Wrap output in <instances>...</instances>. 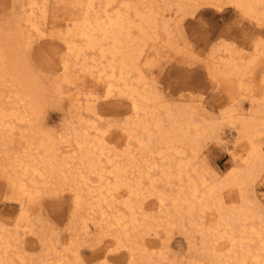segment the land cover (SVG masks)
I'll return each instance as SVG.
<instances>
[{
    "label": "bare ground",
    "instance_id": "obj_1",
    "mask_svg": "<svg viewBox=\"0 0 264 264\" xmlns=\"http://www.w3.org/2000/svg\"><path fill=\"white\" fill-rule=\"evenodd\" d=\"M16 1L19 11L0 28V179L24 210L20 221L27 223L26 208L42 191L53 186L58 190L49 192L55 194L66 187L73 193V223L79 225L74 232L88 240L91 228L100 226L101 234L111 238L108 247L129 251L131 264H165L160 254L154 258L145 237L184 224L201 233V257L208 264H264V214L252 190L264 169V74L257 84L242 82L264 66L263 40L254 43L249 55L224 42L222 55L206 60V69L218 81L238 80L239 104L249 106L246 113H222L221 121L235 126L243 145L237 168L222 180H208L207 171L196 162L202 142L215 137L217 121L201 116L195 107L162 104L146 74L154 68L152 56L157 60L160 53L192 58L190 44L179 42L172 21L180 15V24L201 7L219 10L221 0ZM50 3L70 4L72 10L57 26L47 27ZM229 3L258 26L264 24V0ZM46 38L61 43L65 51L48 89L28 59L34 43ZM81 74L103 84L104 94H84L81 101L77 93L61 92ZM64 96L76 121L55 137L38 126L44 102ZM115 96L130 101L133 116L123 128L127 148L118 153L109 150L110 135L96 123L102 119L96 113L98 101ZM229 188L240 195L236 204L227 206L221 192ZM146 198L159 207L158 221L145 214ZM207 212L216 225L203 229ZM19 228L24 233L28 229ZM217 232L219 246L209 241ZM18 239L17 233L13 238L0 233V264L8 262L11 241ZM65 252L78 261L76 249ZM58 256L57 263L69 264ZM45 264L52 263L46 259Z\"/></svg>",
    "mask_w": 264,
    "mask_h": 264
},
{
    "label": "rangeland",
    "instance_id": "obj_2",
    "mask_svg": "<svg viewBox=\"0 0 264 264\" xmlns=\"http://www.w3.org/2000/svg\"><path fill=\"white\" fill-rule=\"evenodd\" d=\"M71 1L67 0V2ZM51 4L48 5L50 10H48L45 21L47 27L57 26L72 10L70 4L68 7L63 4ZM19 5L20 3L16 0L14 3L12 0H0V28L5 26L4 23L12 20L13 14L19 11ZM259 10L262 11V9ZM180 18V15L174 18L172 29L175 30V34H177L175 36L179 38L181 44L185 42L190 44L194 56L182 58L174 53L168 54L167 51L160 53L159 58L156 57L157 60L155 56H152L154 68L146 74L147 81L152 84L162 104L173 107H195L201 116L217 121V133L215 137H210L203 141L204 143L202 142L200 156L198 155L196 163L207 171L208 180L212 178L222 180L230 170L237 168V163H239L237 153L243 145L238 141L235 126H232L229 120L221 121L222 113L227 110L234 111L236 115L241 109L246 113L249 106L247 102L243 105L239 104L241 92L238 80L231 77L218 81L213 72H208L206 69L208 68L206 60L209 55L221 56L223 51L221 45L224 42V44L239 50L238 52L242 51L245 55H249L255 42L263 40L264 43V24L258 26L255 22L245 18L230 5L229 0H221L219 10L201 7L193 16L182 18L178 24ZM64 52L61 43L46 38L40 40V43L36 41L28 53V59L31 60L30 63L45 88L49 85L48 81L54 80L58 76ZM164 53H167V57ZM263 74L264 66H258L253 74L247 75L242 82L257 84ZM71 81H73L71 87L64 85L61 92L77 93L81 101L84 100V94L95 93L99 96L104 94V85L98 84L85 74L73 77ZM67 100L64 96L61 100L58 98L48 99L44 102L38 127H41L40 129L45 133L55 137L64 135L69 124L76 121ZM129 102L125 98L115 96L109 101L101 99L96 105V113L102 118L98 119L96 123L98 127L107 131L106 136L110 135L106 138L112 153L115 150L118 153L127 148L123 137V128L133 117ZM262 142H264L263 139ZM262 148L264 151V144ZM233 154H236L235 158L232 156ZM258 177L252 189L255 196L250 193L248 197L251 199L253 196L255 197L264 214V169ZM49 188L43 189L38 201L26 208L27 223H25L23 219L20 221L24 210L12 199L7 184L0 179V233L9 234L12 238L17 233L19 237L18 241H11L10 258L7 259L6 264H45L46 259L52 264H59L57 263L58 255L65 256L64 259L69 264H131L129 251L118 249L114 245L108 247L111 238L101 234L100 226L91 228L88 240H84L80 233L77 235L74 231L78 229L79 225L75 226L73 223L75 208L73 207V193L66 190L65 187L66 191L54 194L49 191L58 190V188L53 186ZM221 193L227 206L238 202L240 195L238 190L229 188ZM125 199L124 197L118 201L121 202ZM120 207L118 209L122 210ZM143 207L147 216L158 221L161 216L160 210L153 198H146L143 201ZM213 219L214 216L211 217L208 212L205 213L202 218L203 229L214 227L216 221ZM24 225L28 227L25 233L23 229L19 228ZM181 227V225H177L171 229H159V236L145 237V242L152 245L150 252L154 254V258L156 259V256L160 254L166 258L165 264H190L191 262V264H208L201 257L204 248L199 243L201 242V233L186 224ZM219 236L220 234L217 232L213 237H210L209 241L219 246L222 244V241H219ZM217 241L219 242L217 243ZM66 249H76L79 253L78 261L73 258L70 252H65Z\"/></svg>",
    "mask_w": 264,
    "mask_h": 264
}]
</instances>
